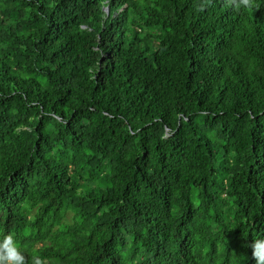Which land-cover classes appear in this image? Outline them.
Instances as JSON below:
<instances>
[{
  "label": "trees",
  "instance_id": "trees-1",
  "mask_svg": "<svg viewBox=\"0 0 264 264\" xmlns=\"http://www.w3.org/2000/svg\"><path fill=\"white\" fill-rule=\"evenodd\" d=\"M0 0V232L27 264H256L264 0Z\"/></svg>",
  "mask_w": 264,
  "mask_h": 264
},
{
  "label": "clouds",
  "instance_id": "clouds-1",
  "mask_svg": "<svg viewBox=\"0 0 264 264\" xmlns=\"http://www.w3.org/2000/svg\"><path fill=\"white\" fill-rule=\"evenodd\" d=\"M234 7H250V0H233ZM256 264H264V236L251 243ZM0 264H27L24 250L18 245L12 232H0ZM31 264H45L39 256H32Z\"/></svg>",
  "mask_w": 264,
  "mask_h": 264
}]
</instances>
